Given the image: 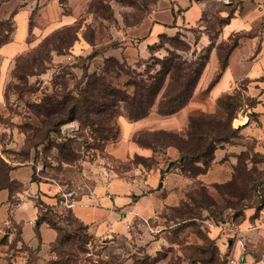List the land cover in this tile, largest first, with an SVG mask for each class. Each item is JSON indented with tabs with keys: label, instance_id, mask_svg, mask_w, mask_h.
I'll return each mask as SVG.
<instances>
[{
	"label": "rangeland",
	"instance_id": "rangeland-1",
	"mask_svg": "<svg viewBox=\"0 0 264 264\" xmlns=\"http://www.w3.org/2000/svg\"><path fill=\"white\" fill-rule=\"evenodd\" d=\"M158 1L67 0L63 12L69 15L76 8V19L54 27L42 18L46 4L38 0L32 11V30L36 32L30 34V49L12 64L5 101L0 105L2 177L12 164H31L36 180L61 188L60 199L68 192L77 199L91 192L105 176L107 166L112 176L133 165L152 166L156 162L154 158L145 162L137 155L128 162H118L106 154V144L121 131V116H127L123 110L105 124L77 118L55 125V118L38 113V105L44 99L79 96L88 75L103 72L106 58L114 57L132 69L145 71L148 63H155V57L162 58L169 51L199 61L214 48L218 56L225 54L228 46L246 35L218 40L223 17L232 15L239 2L203 0L206 11L197 25L184 27L178 39H159L161 48L147 59H138L134 48L125 52L126 46L138 47L133 34H140L141 29H132ZM7 28L13 29L11 22L4 25ZM228 94L234 109L232 118L225 116L234 131H228L227 141L218 146L224 149L221 162L229 170L224 180L207 183L198 175L180 205L168 206L156 221L138 219L130 231L109 236L92 233L75 219L73 210L70 213L72 208L62 205L47 213L61 228L58 241L42 251L18 243V235H0V246H5L0 248V264H233L240 239L247 248L248 264H255L264 248V75L256 83L242 82ZM242 116L248 121L237 128V119ZM90 117L99 122L97 115ZM65 145L74 157L62 148ZM12 187L19 189L20 185ZM47 208L40 204L42 212Z\"/></svg>",
	"mask_w": 264,
	"mask_h": 264
},
{
	"label": "crops",
	"instance_id": "crops-1",
	"mask_svg": "<svg viewBox=\"0 0 264 264\" xmlns=\"http://www.w3.org/2000/svg\"><path fill=\"white\" fill-rule=\"evenodd\" d=\"M40 1L46 4L42 18L47 19L54 27L58 23L68 24L76 19V8L72 14L67 15L63 12L60 0ZM258 1L264 0L232 1L239 2L238 8L222 26L218 40L225 41L239 33L246 35L240 37L238 45L229 56L226 68L214 84L212 81L220 72L216 48L211 51L190 101L176 113L160 115L154 110L148 116L137 120L121 116L120 137L106 144V154L118 162H128L135 155L154 158L156 162L149 167L133 165L124 173L113 174L108 183L106 177L102 176L90 193L72 199L74 205L71 208L74 214L92 233L105 236L124 233L135 227L138 219L156 221L162 217L168 206L181 204L195 178L182 171L180 151L174 146L156 150L150 145L139 144L134 137L144 130H186L192 115L215 113L220 97L232 92L242 82L256 83L264 75V40L259 36L263 17L256 7ZM37 3L38 0L1 2L0 34L2 21L9 20L13 29L6 31L9 40L0 46V105L5 101L12 64L18 56L30 49V34L36 32L30 29V21ZM205 11L206 4L203 0H159L142 23L132 29H141L140 34H133L138 41V47L127 45L125 52L134 48L136 58L147 59L151 55L149 45L158 42L162 34L173 36L184 27L197 25L203 19ZM222 14L226 15V12ZM237 120L240 121L237 126L239 128L247 123L248 118L242 116ZM223 150H216L214 164L207 172L199 175L198 179L213 183L227 177L228 167L221 162ZM171 162L174 165L169 168ZM11 166L10 182L19 184L20 188L0 189V235H18V243L46 251L57 240L58 231L49 223L38 221L42 213L40 204L54 210L61 208V199L58 197L61 188L52 182L34 180L35 170L31 164ZM31 220L34 223H30ZM128 224L131 226L128 227ZM246 250L240 239L234 253L237 262L233 264H248Z\"/></svg>",
	"mask_w": 264,
	"mask_h": 264
},
{
	"label": "trees",
	"instance_id": "trees-1",
	"mask_svg": "<svg viewBox=\"0 0 264 264\" xmlns=\"http://www.w3.org/2000/svg\"><path fill=\"white\" fill-rule=\"evenodd\" d=\"M66 2L67 0H60L63 6L66 5ZM230 16L232 15L229 13L228 16L223 17V25ZM6 23H10V21L1 22L0 46L9 40V34L6 31H10V29H4ZM33 26V17H31V30ZM179 35H181L180 32L173 36L162 34L160 41L164 38L175 40L178 39ZM231 38L225 41H231ZM237 45L238 42L235 41L227 47L225 54H219L220 72L212 84L220 78L222 71L227 66L232 50ZM161 46V42H156L149 45V49L152 53ZM210 54L211 50L207 51V54L201 57V61H199L188 59L177 51H169L162 58L155 57V63H148L145 71L132 69L128 65L122 64L117 58H106V66L103 72L88 75L87 85L79 91V96L67 94L59 99L51 98L49 101L44 99L38 105V113L41 116L45 115L48 119L55 118V125L66 119L75 120L77 118L80 121L84 120V122L105 124L113 119L114 113H120L121 110L126 113L129 119L137 120L148 116L155 106H157L156 111L160 115H172L190 101ZM122 77H126L125 81L119 82ZM226 95L231 96L227 93L219 98L216 113L192 115L186 130L143 132L136 134L134 139L139 144L150 145L156 150L166 149L170 146L176 147L180 151L179 161L182 171L191 177L203 174L213 164L219 144L227 141L230 134L228 131H234L225 116L226 113L232 118L234 105L228 102L231 97ZM91 114L97 115L99 122L92 121ZM120 132L114 140L120 137ZM145 134L149 137L146 138ZM62 148L69 150V154L74 157L68 145L62 146ZM136 157L142 158L145 162L148 160V158L140 155ZM147 166L149 167V165ZM11 168L12 166H9L4 177L1 176L0 169V189L7 187L13 190L12 184L14 183L10 182L9 178ZM34 180H36L35 177ZM50 211L52 209L48 207L46 213H41L38 221L40 223L45 221L54 227L58 231L56 240L58 241L61 228L48 218L47 213ZM69 211L72 213V209ZM75 219L79 220L82 225L85 224L76 216ZM60 240L63 241L61 238Z\"/></svg>",
	"mask_w": 264,
	"mask_h": 264
},
{
	"label": "built area",
	"instance_id": "built-area-1",
	"mask_svg": "<svg viewBox=\"0 0 264 264\" xmlns=\"http://www.w3.org/2000/svg\"><path fill=\"white\" fill-rule=\"evenodd\" d=\"M218 1H223V2H232L233 0H218ZM256 7L259 11L262 12V17H263V20H262V24L260 26V29H259V36L264 40V1H258L257 4H256ZM110 171H111V168L110 167H105V177H106V182L108 183L111 176L109 175L110 174ZM63 199H61V204L62 205H66L67 207L71 208L73 205H74V200H72V193L68 192V193H64L63 194ZM146 223H149L148 220H144ZM30 223H34L33 220L30 221ZM128 227H130L131 225L128 224L127 225ZM237 260L236 259H232V263H236ZM257 264H264V249L261 251V254L257 260Z\"/></svg>",
	"mask_w": 264,
	"mask_h": 264
},
{
	"label": "water",
	"instance_id": "water-1",
	"mask_svg": "<svg viewBox=\"0 0 264 264\" xmlns=\"http://www.w3.org/2000/svg\"><path fill=\"white\" fill-rule=\"evenodd\" d=\"M173 165H174V162H171L168 167L170 168ZM161 185H162V182H161Z\"/></svg>",
	"mask_w": 264,
	"mask_h": 264
}]
</instances>
